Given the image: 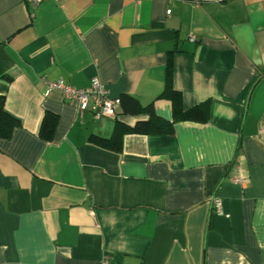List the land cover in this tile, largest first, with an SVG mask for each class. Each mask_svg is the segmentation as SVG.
Masks as SVG:
<instances>
[{
	"label": "crops",
	"instance_id": "0c3cea01",
	"mask_svg": "<svg viewBox=\"0 0 264 264\" xmlns=\"http://www.w3.org/2000/svg\"><path fill=\"white\" fill-rule=\"evenodd\" d=\"M93 79L207 120L109 150L148 115L46 93ZM0 95V264H264V0H0Z\"/></svg>",
	"mask_w": 264,
	"mask_h": 264
},
{
	"label": "trees",
	"instance_id": "16d2710c",
	"mask_svg": "<svg viewBox=\"0 0 264 264\" xmlns=\"http://www.w3.org/2000/svg\"><path fill=\"white\" fill-rule=\"evenodd\" d=\"M166 87L167 88L165 90L168 91L170 86L166 84ZM119 99L120 106L115 117L119 118V112L121 115H136L138 113H145L148 115V119L137 121L132 127L125 125L117 119L110 137L101 138L91 136V139H93L96 144L115 152L121 151L122 137L126 133H169L173 130L174 122H204L207 120V109L204 104L202 106L184 111L181 108L180 97L175 93L171 95L173 104V113L171 120H166L160 116H157L154 113L153 106L151 104L141 106L137 99L131 95L122 94ZM52 119H54L53 116H50L48 114L44 115L40 128L41 134L45 129H47L46 124H48ZM17 124L18 121L4 110V97L0 95V138L8 137Z\"/></svg>",
	"mask_w": 264,
	"mask_h": 264
},
{
	"label": "built area",
	"instance_id": "2783aa9c",
	"mask_svg": "<svg viewBox=\"0 0 264 264\" xmlns=\"http://www.w3.org/2000/svg\"><path fill=\"white\" fill-rule=\"evenodd\" d=\"M32 4L38 5L42 0H29ZM208 2H221L223 0H205ZM170 10H167L169 13ZM58 89L62 96L69 100H75L78 104V109L80 112L90 109L94 114L99 117H115L117 110L120 106V99L117 97H111L100 83L93 79L89 86L84 88H76L65 84L61 80H56L53 82H48V89L46 93L50 90ZM235 180L234 182H238ZM213 204L218 210L220 206V201L215 198L213 199Z\"/></svg>",
	"mask_w": 264,
	"mask_h": 264
}]
</instances>
